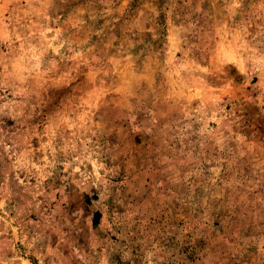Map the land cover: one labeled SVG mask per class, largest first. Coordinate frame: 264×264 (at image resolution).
I'll use <instances>...</instances> for the list:
<instances>
[{
    "label": "rangeland",
    "instance_id": "rangeland-1",
    "mask_svg": "<svg viewBox=\"0 0 264 264\" xmlns=\"http://www.w3.org/2000/svg\"><path fill=\"white\" fill-rule=\"evenodd\" d=\"M0 264H264V0H0Z\"/></svg>",
    "mask_w": 264,
    "mask_h": 264
},
{
    "label": "trees",
    "instance_id": "trees-1",
    "mask_svg": "<svg viewBox=\"0 0 264 264\" xmlns=\"http://www.w3.org/2000/svg\"><path fill=\"white\" fill-rule=\"evenodd\" d=\"M95 224H96V222H95Z\"/></svg>",
    "mask_w": 264,
    "mask_h": 264
}]
</instances>
